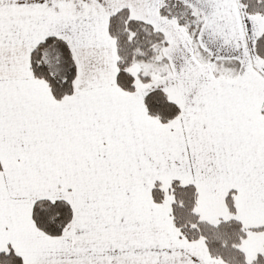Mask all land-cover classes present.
<instances>
[{
	"label": "snow or ice",
	"instance_id": "snow-or-ice-1",
	"mask_svg": "<svg viewBox=\"0 0 264 264\" xmlns=\"http://www.w3.org/2000/svg\"><path fill=\"white\" fill-rule=\"evenodd\" d=\"M0 264H264V0H0Z\"/></svg>",
	"mask_w": 264,
	"mask_h": 264
}]
</instances>
